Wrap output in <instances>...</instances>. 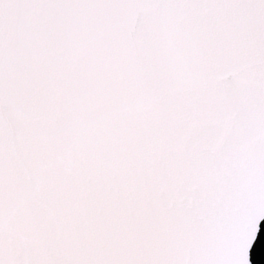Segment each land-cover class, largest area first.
<instances>
[{"label": "snow or ice", "instance_id": "1", "mask_svg": "<svg viewBox=\"0 0 264 264\" xmlns=\"http://www.w3.org/2000/svg\"><path fill=\"white\" fill-rule=\"evenodd\" d=\"M264 221V0H0V264H251Z\"/></svg>", "mask_w": 264, "mask_h": 264}, {"label": "water", "instance_id": "2", "mask_svg": "<svg viewBox=\"0 0 264 264\" xmlns=\"http://www.w3.org/2000/svg\"><path fill=\"white\" fill-rule=\"evenodd\" d=\"M251 264H264V221L260 223V232L250 251Z\"/></svg>", "mask_w": 264, "mask_h": 264}]
</instances>
